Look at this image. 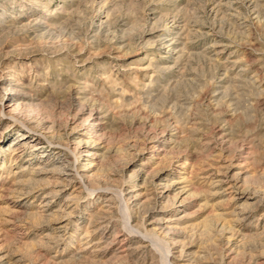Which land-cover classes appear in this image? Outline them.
<instances>
[{"label": "rangeland", "instance_id": "374dc122", "mask_svg": "<svg viewBox=\"0 0 264 264\" xmlns=\"http://www.w3.org/2000/svg\"><path fill=\"white\" fill-rule=\"evenodd\" d=\"M0 264H264V0H0Z\"/></svg>", "mask_w": 264, "mask_h": 264}]
</instances>
